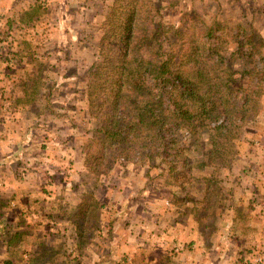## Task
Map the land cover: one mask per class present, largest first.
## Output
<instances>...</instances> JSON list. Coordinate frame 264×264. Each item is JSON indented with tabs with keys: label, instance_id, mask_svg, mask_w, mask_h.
I'll use <instances>...</instances> for the list:
<instances>
[{
	"label": "crops",
	"instance_id": "obj_1",
	"mask_svg": "<svg viewBox=\"0 0 264 264\" xmlns=\"http://www.w3.org/2000/svg\"><path fill=\"white\" fill-rule=\"evenodd\" d=\"M58 1L59 6L67 3ZM68 1H77L72 11L79 28L91 20L98 3L103 7L108 2ZM224 2V11L239 5L238 0ZM56 4L57 0H0V264H242L249 256L264 257V166L254 165H264V149L245 141L233 159L246 162L248 170L233 167L227 173L233 183L226 202L209 198L211 190L203 188L198 190L200 200L187 194L186 202L180 198L172 205L168 199L172 200L173 185L165 186L160 173L152 175L150 167L139 164L138 172L127 180L122 208L106 201L113 176L85 188L84 178L90 173L84 165L87 140L80 139L91 133L68 123L69 114L86 107L85 92L75 105L63 102L67 83L57 95L40 90L28 99L19 90L20 81L28 82L17 75L20 69L27 75L33 62L44 65L47 52L58 50L55 42L50 47L42 43ZM10 37L24 44L42 38L23 57L22 45L14 50L5 47ZM16 51L20 52L15 60L8 53ZM74 75L83 82L82 75ZM67 81L71 79L63 82ZM250 128L251 140L260 138L257 141L264 145V105ZM249 147L262 154H242ZM129 169L126 165L117 173L126 175ZM83 192L102 202L77 203ZM158 200L166 204L158 205ZM196 207H204L208 214ZM215 207L216 214L210 211Z\"/></svg>",
	"mask_w": 264,
	"mask_h": 264
},
{
	"label": "trees",
	"instance_id": "obj_2",
	"mask_svg": "<svg viewBox=\"0 0 264 264\" xmlns=\"http://www.w3.org/2000/svg\"><path fill=\"white\" fill-rule=\"evenodd\" d=\"M163 7L151 0H114L103 21L100 60L88 70L86 93L90 110L102 121L95 134L102 144L96 158L138 159L159 168L174 150H189L182 131L192 146L203 143L198 131L206 129L211 149L202 153L207 162H200L206 172L218 159L230 157L258 114L264 40L246 30L230 34L198 16L167 25ZM172 162V174H186L191 156L182 161L181 171L174 172Z\"/></svg>",
	"mask_w": 264,
	"mask_h": 264
},
{
	"label": "rangeland",
	"instance_id": "obj_3",
	"mask_svg": "<svg viewBox=\"0 0 264 264\" xmlns=\"http://www.w3.org/2000/svg\"><path fill=\"white\" fill-rule=\"evenodd\" d=\"M151 1L155 2L157 5L164 6L163 18L167 25H179L181 24V22H183L182 20L190 19V16H198L208 26L213 23H218L220 24V26L228 29L230 31V34H238L242 30H246L247 34L250 35L254 32L264 40V0H238L239 5L236 7L235 10L231 11H224V0ZM59 2L60 1L57 0V4L55 6L57 9H53L49 21L47 23L48 31L44 36V39L47 40L45 41L42 39L43 41H45L42 43L49 44L48 47L52 46L53 42H55V47L58 50L52 49L47 52V58L45 59L46 62L44 65L33 62L34 66H32V69L30 68L31 72L27 75V72H25L24 69H20L17 75L22 76L23 79H27L28 82L22 84V82L20 81L19 90H23L28 99L31 96H35L36 93H38L40 90L44 92L49 91L51 94L57 95L62 91V89L59 88L62 87L65 83H67L68 88H66L63 94V97L65 98L63 99V102L66 103L69 100L71 104L77 105V98H79V96H82L83 92H85V94L87 93V77L89 75V68L94 64H97L100 60L98 50L100 38L103 35L102 25L106 15L108 14V12H110L109 8L113 4L114 0H108V2L103 5L104 8L100 7V3H98L99 9L91 13V20H87L85 27L83 28H79L80 22L76 23V13L72 11L75 9L77 1L66 0V5H60L61 8L59 6ZM54 12L56 13L53 15ZM98 14L99 17H97ZM57 15H60V17H57ZM242 23L244 25H242ZM58 24L61 29L57 27ZM249 26H251L252 28H250ZM78 33L80 39L77 38ZM38 38L39 39H37L36 37V40L31 41L30 43L27 42V45L21 42H16L15 40H13V38H11L9 41H6L5 47L10 48V50H14V48L22 45L24 48L23 57H27V53L29 55V51L27 50H30V52H32L33 48L38 47V44L41 43L40 38L42 37ZM223 43H225L224 39ZM29 44L31 45L29 46ZM233 44L229 47L231 48V50L236 48ZM259 50H261V54L262 56H264V45H260ZM19 52L20 51H16L15 53H8V55L16 60V58L19 57ZM78 56L80 62H76ZM32 60H34L33 56ZM255 60L260 59L259 57H256ZM260 61L262 62L260 67H263L264 60ZM75 73H77V75L83 76H81V78L84 79L83 82L81 80H78V77L74 75ZM68 79H71V81L63 82ZM48 85L52 88V91ZM14 103H17V99L14 100ZM44 104H47L46 101L44 102ZM260 105H264V93L261 96ZM256 120L257 116L254 121L250 122L248 125L245 126V128L243 129L242 137L235 142V147L230 150V152L232 151V154L226 159L227 161L218 159L209 168H206V172H203L201 170L200 162H207L209 157L205 158L202 153H210L211 149L210 142L208 141V130L206 129H201L198 131L200 138L203 137V143L196 142L192 146L189 145V142L191 140L189 138V135L186 132L182 131L183 139L181 138V140L183 144L187 148H189V150L181 152H177L176 150H174V155L172 157L167 158L166 163H162V165L158 168L155 167L156 163L151 166L149 162L141 163L138 161V159H135L134 161L132 160L129 162H123L125 158L118 157V159L114 162L113 159L105 156L103 157V155L99 157V159H97V151L99 150V148L102 147L101 142H97L95 140V134L97 130L102 126V121L100 117L93 115L87 103L86 107L83 104V109L81 110V112L68 115V123L71 125V127H74L75 129L79 127L80 131L83 130L82 132L87 130L88 135L91 133L89 138L86 136H83L82 138L81 136L80 139L83 140V142L87 140L84 143L83 147L85 160L84 165L90 172L89 176L87 175L86 178H84L83 185L85 186V188L91 189L95 186V184L97 185L100 180H104L105 176H113V183L110 181L112 183V185L110 183L112 187L111 194L109 193L108 196L105 195L106 201L111 202L110 204L112 205L113 203L120 204V202L122 201L121 198H125L124 201H126L127 195L123 191L125 189V186L128 184L127 180H130L131 177H134L135 173L132 172H138V169L136 168V165L138 166V164L142 167H150L149 172L152 175L160 173L158 177L163 178L161 180H163V183L165 182V186H169V183L173 185L172 189L174 188V194L172 200L168 199V203L172 205H178L179 202H181L180 198H183V201L186 202L185 198L187 194L188 196L195 197V199L200 200L202 198V194L199 193L198 190L203 188H206L207 190H213L211 191V196L214 197L216 201L221 199L222 202H226L227 188L229 189L233 183L232 180L229 179V177L232 178V175L229 176L227 173L231 171L233 167L235 168V170L239 171L248 170V165L246 162L241 161L236 163L233 159L234 155L238 153L239 148L240 150L242 149V145L240 143H242V141H245L246 143L253 145L254 148H258L262 151L264 149V145H262L261 141H257L260 138L251 140V137L248 136L249 132L252 131V128L250 127L256 123ZM86 122L89 123V125H87ZM19 124L23 125V123ZM239 153L241 152L239 151ZM242 154L260 155L262 153H260L257 149L253 151L252 147H249L246 148V151H243ZM189 156H191V170L189 167L185 168L187 170L186 174L184 172L181 175L175 174L176 176L174 175V173L172 174L170 172V168L172 167L171 164L173 163L172 159L176 160L175 164L177 165L174 171L176 172L184 170L182 161H186ZM216 164L217 166L220 165L219 169H217ZM126 165H129V167H131V169H129L130 173L122 176L118 175L117 170ZM254 165L257 166V169H260L264 166L261 164ZM108 170L110 171L107 172ZM186 175L188 177H186ZM207 177H213V179L208 182L206 180ZM205 184H207L208 186L206 187ZM159 188H162V186L160 185ZM156 190L157 188L155 189V191ZM84 192L79 194L80 198L78 199L77 203L79 202L82 204H91L92 201H94V198H92L88 193ZM177 192H180L181 194ZM181 195L183 197H180ZM114 197H117L118 200L114 199ZM95 201L102 202L101 197L99 200L96 199ZM77 203H75V205ZM122 204L123 203L120 204L121 208L123 206ZM157 204L165 205L166 201L163 200L162 202H160L158 200ZM195 206L198 205L195 204ZM201 208L203 209L204 216L208 214V210H205L204 207H196V210L200 211ZM210 211L215 214L218 212L217 207H215V210H213L212 208ZM118 212L115 214H118ZM214 216L211 217L212 220L214 219ZM241 261L242 264H264V257L262 255H255L254 257L249 256V258H244Z\"/></svg>",
	"mask_w": 264,
	"mask_h": 264
}]
</instances>
